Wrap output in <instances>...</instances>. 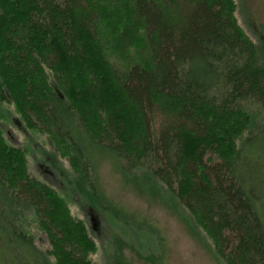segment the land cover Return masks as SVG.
<instances>
[{
  "label": "trees",
  "instance_id": "1",
  "mask_svg": "<svg viewBox=\"0 0 264 264\" xmlns=\"http://www.w3.org/2000/svg\"><path fill=\"white\" fill-rule=\"evenodd\" d=\"M126 1L151 65L107 58L108 0H0L1 261L95 264L98 249L65 182L27 174L28 149L4 131L9 106L68 162L70 184L95 211L145 223L103 194L102 153L142 196H163L191 232L200 227L219 262L264 264V46L238 25L234 0Z\"/></svg>",
  "mask_w": 264,
  "mask_h": 264
},
{
  "label": "rangeland",
  "instance_id": "2",
  "mask_svg": "<svg viewBox=\"0 0 264 264\" xmlns=\"http://www.w3.org/2000/svg\"><path fill=\"white\" fill-rule=\"evenodd\" d=\"M234 4L238 25L256 44L264 46V0H234ZM129 6L126 0H108L100 6L103 13L100 44L109 61L121 69L132 61L144 60L151 65L144 49L143 32L134 23ZM8 105L4 103L5 107ZM12 108L8 106L12 112L10 119L2 122L8 141L15 147L28 149L26 171L32 178L56 183L57 187L65 182L61 190L69 193L72 216L85 222L98 245L97 252L89 256L93 263L117 264L114 258L119 256V264H225L211 253V242L200 227L191 232L188 218L181 219L161 203L163 196L154 195L151 199L142 196L133 183L126 181L116 162L102 153L96 157V173L103 194L122 212L137 215L133 220L144 219L145 223L143 226L129 220L125 223L116 219V222L109 213L95 211L70 184L68 162L59 158L43 135L27 132ZM93 176L95 173H90ZM173 189L176 191V186ZM261 211L264 212V204ZM26 230L40 250L49 249L46 235L36 224L28 225ZM51 263H55L54 259ZM0 264H3L1 259Z\"/></svg>",
  "mask_w": 264,
  "mask_h": 264
}]
</instances>
